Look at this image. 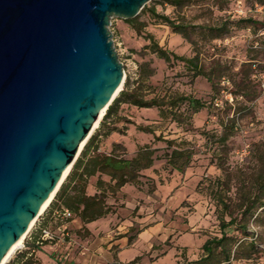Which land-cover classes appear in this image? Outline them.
<instances>
[{
    "label": "water",
    "instance_id": "water-1",
    "mask_svg": "<svg viewBox=\"0 0 264 264\" xmlns=\"http://www.w3.org/2000/svg\"><path fill=\"white\" fill-rule=\"evenodd\" d=\"M149 1L0 0V261L123 89L110 19Z\"/></svg>",
    "mask_w": 264,
    "mask_h": 264
},
{
    "label": "rangeland",
    "instance_id": "rangeland-1",
    "mask_svg": "<svg viewBox=\"0 0 264 264\" xmlns=\"http://www.w3.org/2000/svg\"><path fill=\"white\" fill-rule=\"evenodd\" d=\"M147 4L154 6L159 14L171 18L183 14L186 16L187 22L192 25L216 24L228 20L236 21L241 18H251L256 22L253 25L248 23L242 24L241 27H233L229 33L214 42L215 48H210L211 54L227 60L229 64L233 65L236 72L243 63L254 64L252 68L245 67V71L251 72L255 92H248L245 97L240 96L238 99L240 104L237 105L230 93V90H235V88L228 79H225L222 85L226 86L227 90H223L216 100L217 107L203 109L196 113L193 117L192 129L179 127L169 119H160L159 123L148 125L166 138L189 140L196 150V155L190 166L184 173H180L172 170L163 158L167 144L163 141H152V143L161 145L158 154L162 158L155 162L154 169L149 170L150 173L155 174V179L149 175L143 176L144 183L147 184L145 190L152 193L153 186L156 188L155 183L162 187L157 197L152 196L146 202L142 200L141 204L144 205V212L153 211L162 214L160 217H156L161 222V230L160 237H157L154 242V248L158 249L159 254L162 255L170 252L169 250L176 246V239L170 233L183 231L185 224L188 225V216L190 215L198 218L199 222L192 227L197 226V229L190 232L193 235L187 237L190 245L189 254L195 252L199 257L202 253L201 247L198 248L200 240L221 236L218 215L225 213V207L221 202L231 204L233 215L241 218L237 207L238 193L243 181L247 182L249 176L256 169V157L264 149V69H262V65H264V4L262 5L259 0H191L189 6L181 10L174 9L163 0H150ZM140 19L146 21L145 31L153 34L161 46L179 55L192 56L191 44L180 34L174 33L161 20L153 18L149 14L141 15ZM108 29L112 35L119 60L123 64L126 77L128 75L135 77L139 63L151 61L152 66L156 68V74L150 79L154 86L158 88L170 87L203 100L212 101L211 86L205 78L192 79V74L185 69L182 62L168 65L164 60L145 49L144 46L149 43L145 39V33L137 34L124 19L115 16L110 19ZM193 37L201 40L198 32ZM225 100H229L232 107H228L224 103ZM223 106L227 108L231 117H235L237 127L235 136L226 143L225 147L219 146L216 143V137H212L221 131L217 114ZM235 111L238 112L234 113ZM147 112L149 111L143 110L141 114L146 115ZM136 113L135 108L126 105L121 110V114L126 118L136 115ZM99 124L100 122L98 126ZM117 128L126 130L128 127L119 123ZM203 132L208 134H203ZM149 135L146 133V136ZM215 149H219L218 154L224 158L225 168L229 174H225L218 167L217 159L213 156ZM218 178L225 180V185L217 184ZM172 179L180 182L179 186H184L182 197L177 200L171 197L175 190L170 192L166 187V183ZM219 192L221 201L218 202L216 195ZM185 194H188L187 197H184ZM38 218L23 241L25 246ZM226 219H229L228 215H226ZM230 234L240 241L254 240L257 246V251L251 258H232L231 264H264V227L258 225L256 215L249 220L248 236L235 230L230 231ZM19 248L9 259L12 260L20 253ZM177 251L178 256L182 257L178 263L188 259L187 248L177 246ZM172 254L173 251L167 255V258L172 257ZM35 262L38 261L33 257L32 264ZM59 262L57 261L58 264ZM66 262L67 260L64 263L67 264Z\"/></svg>",
    "mask_w": 264,
    "mask_h": 264
},
{
    "label": "trees",
    "instance_id": "trees-1",
    "mask_svg": "<svg viewBox=\"0 0 264 264\" xmlns=\"http://www.w3.org/2000/svg\"><path fill=\"white\" fill-rule=\"evenodd\" d=\"M163 1L176 10L189 6L191 2V0ZM259 1L262 5L264 4V0ZM144 14L161 20L174 33L185 38L192 46V56L179 55L161 46L153 34L145 31L147 23L140 19V16ZM125 21L137 34L145 33V39L149 41L144 46L145 49H148L159 59L164 60L168 65L174 62H182L185 69L192 74V79L205 78L211 86L212 101L209 102L170 87L158 88L154 86L150 79L156 74V68L152 66L151 61L139 63L137 75L126 77L123 89L109 105L99 126L84 145L72 169L49 205L57 204L59 211L69 209L73 214L72 217L80 218L84 225L108 215L112 211V206L107 201L109 195H115L126 184H141V178L144 176L143 171L152 168L155 162L162 158L158 154L160 148L155 147V143L140 145L133 156L128 155L127 148L122 143H113L110 152L100 150L102 138L118 130L116 124L120 122L134 123L121 114L124 105L127 107L156 108L160 119H169L179 127L192 129L193 117L196 113L203 109L217 107L216 100L223 90H227V87L222 85L223 80L228 79L235 88V90H230V93L237 105L240 104L238 100L240 96L245 97L248 92H255L251 72L245 71V67L252 68L254 64L243 63L236 72L233 65L229 64L227 60L215 57L210 53V48H215L214 42L229 33L233 27H241L242 24L248 23L255 24L256 22L251 18H241L236 21L228 20L216 24L192 25L187 22V18L183 14L171 18L159 14L154 6L146 4L135 18L125 19ZM197 32L201 40L193 37ZM262 69H264V65H262ZM224 103L228 107H232L229 100H225ZM219 111L217 115L221 131L212 137H216V143L219 146L225 147L227 146L226 143L235 136L237 127L235 117L230 116L226 107L223 106ZM136 127L140 131L154 135V141H163L167 144L163 158L172 170L184 173L190 166L196 155V150L189 140L166 138L163 134H156V130L148 125L138 124ZM203 134L207 135L208 133L203 132ZM218 150L215 149L213 152V156L217 159V165L225 174H229L225 168L226 162L223 157L219 156ZM95 175H99L97 184L100 191L94 195H89L87 186L90 178ZM103 175L108 176L110 180H102L101 176ZM216 181L217 184L225 185V180L221 178ZM154 188L155 186L152 190ZM238 194L237 207L241 213V218L233 215L231 204L221 202L225 207V213L218 215L221 236L207 238L201 247L202 253L197 259L193 261L185 259L178 264H231L232 258H251L253 253L257 251L254 240L240 241L233 234H230V231H241L245 236H248L249 220L254 215H256L258 225L264 227V149L256 157V169L249 176L247 182L243 181ZM219 198H221L220 192L216 195L218 202L221 201ZM259 210L261 211L258 212ZM226 215L229 216L228 220ZM138 232L139 230L135 227L129 230L126 234L129 243L136 239ZM78 234L88 236L90 232L85 228L83 233L79 231ZM26 245L29 247L24 251V256H26L24 262L25 264H32L34 253L31 251H35L39 245L32 247L28 243V239ZM137 259L139 258H135L128 264H134ZM57 261H60L59 264H65L66 260H62V257L59 256Z\"/></svg>",
    "mask_w": 264,
    "mask_h": 264
},
{
    "label": "crops",
    "instance_id": "crops-1",
    "mask_svg": "<svg viewBox=\"0 0 264 264\" xmlns=\"http://www.w3.org/2000/svg\"><path fill=\"white\" fill-rule=\"evenodd\" d=\"M131 107L137 111L136 115L128 116L134 123L120 122L128 128L120 131L118 129L102 138L101 151L110 152L113 143H122L127 148L128 155L133 156L140 145L151 144L154 141V135L146 136V133L139 131L136 125L159 123L158 110L156 108ZM143 110L149 111L147 112L149 115L141 114ZM116 125L118 126L119 123ZM156 134H158L157 131ZM154 146L161 147L158 144H154ZM153 167L152 169H154ZM150 169L144 170L143 175H149L155 179V174L150 173ZM98 178L99 175L90 178L87 186L89 195H94L100 191L97 184ZM101 179L104 181L110 180L106 175L101 176ZM141 180L142 182L139 185L126 184L115 195H109L107 201L112 206V211L105 217L85 225L76 216L70 219L64 218L57 204L48 206L38 218L36 226L28 238V243L32 247L38 246L36 242L41 237L43 229L52 232L55 239L47 240L42 246H38L33 252L34 258L40 264H57V258L62 256V253H68L67 264H128L135 258L139 259L134 264H178V261L182 259L181 256H178L177 246H179L187 248V260L197 259L198 253L197 255L195 252L189 254L190 245L187 238L193 235L191 231L197 229V226L192 228L199 222L198 218H194L195 216H188L189 222L188 225L185 224L183 231L177 233L172 231L170 233L176 239V246L169 250L170 252L173 251L172 257L167 258L170 252L162 255L159 254L158 249L154 248V242L157 237H160L161 230V222L156 217H160L162 214L153 211L144 212V205L141 204V201L146 202L152 196L157 197L162 186L154 182L156 188L152 193H149L145 190L147 184L144 183V178L142 177ZM176 181V179H172L166 183V187L170 192L175 190L174 195L171 196L175 200L182 197L184 189V186H179L180 182ZM187 195L185 194L184 197H187ZM132 227L137 228L139 232L136 239L129 243L126 234ZM85 228L90 234L88 236L79 235L78 232L83 233ZM63 229L67 231L68 237L64 238L62 236ZM204 242L205 240H200L198 248L202 247ZM28 247L26 245L27 249ZM24 251L12 258L10 264L23 262L26 257Z\"/></svg>",
    "mask_w": 264,
    "mask_h": 264
},
{
    "label": "built area",
    "instance_id": "built-area-1",
    "mask_svg": "<svg viewBox=\"0 0 264 264\" xmlns=\"http://www.w3.org/2000/svg\"><path fill=\"white\" fill-rule=\"evenodd\" d=\"M61 215L64 217V218H66V219H68V218H71L72 216H73V214H72V212L69 210V209H63L61 212ZM62 236L65 238V237H68L69 235H68V233H67V231L65 230V229H63L62 230ZM55 239V235L52 233V232H50L49 230H47V229H43L42 230V235H41V237L37 240V245H39V246H42L44 243V241H47V240H54ZM26 250L27 248H26V246H25V244L23 243L22 244V246H21V248H19V250H20V252L21 251H24V250ZM32 252H34V250H32L31 251V253ZM30 253V254H31ZM29 254V255H30ZM62 260H67L68 259V253H62ZM10 260L11 259H8L4 264H10ZM20 264H25V262L23 261V262H21ZM33 264H40V263H38V262H35V263H33ZM118 264H120V263H118Z\"/></svg>",
    "mask_w": 264,
    "mask_h": 264
},
{
    "label": "bare ground",
    "instance_id": "bare-ground-1",
    "mask_svg": "<svg viewBox=\"0 0 264 264\" xmlns=\"http://www.w3.org/2000/svg\"><path fill=\"white\" fill-rule=\"evenodd\" d=\"M103 113H101L98 121L96 122V124L94 125V129L98 126V123L101 119ZM53 193L50 195V197L44 202V204L41 206L40 208V214H42L46 208L50 205L51 201L53 200ZM33 225V223L28 227V229L26 230V232L11 246L10 250L8 251V253L2 258V260L0 261V264H4L12 255L13 253L23 244V241L27 235V233L29 232L31 226Z\"/></svg>",
    "mask_w": 264,
    "mask_h": 264
}]
</instances>
